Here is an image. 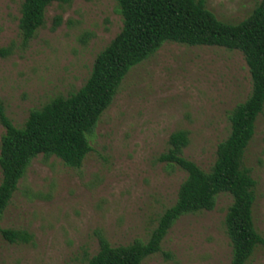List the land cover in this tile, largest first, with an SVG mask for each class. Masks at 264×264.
Listing matches in <instances>:
<instances>
[{
	"label": "rangeland",
	"instance_id": "obj_1",
	"mask_svg": "<svg viewBox=\"0 0 264 264\" xmlns=\"http://www.w3.org/2000/svg\"><path fill=\"white\" fill-rule=\"evenodd\" d=\"M205 1L219 19L239 23L262 0ZM22 3L0 0V50H11L0 53V103L17 127L34 109L79 90L123 27L118 0L54 1L45 25L25 42ZM252 89L240 50L164 43L123 80L90 135L92 151L82 167L57 156L33 160L0 223L31 233L33 241L11 243L0 233V264H87L99 251V233L114 246L147 241L187 176L159 160L171 135L188 130L184 156L209 170L219 143L231 132L230 112ZM5 132L0 120V146ZM244 165L257 180L253 214L264 238V111ZM232 202L230 193H221L213 210L181 217L162 251L143 264H230L225 218ZM248 264H264V244Z\"/></svg>",
	"mask_w": 264,
	"mask_h": 264
},
{
	"label": "trees",
	"instance_id": "obj_2",
	"mask_svg": "<svg viewBox=\"0 0 264 264\" xmlns=\"http://www.w3.org/2000/svg\"><path fill=\"white\" fill-rule=\"evenodd\" d=\"M54 1L70 0H23L19 27L25 42L45 25L47 8ZM118 4L123 16L122 30L99 53L79 90L34 109L22 127L13 124L0 103V120L6 128L0 146V223L36 157L57 156L70 167H82L92 151L90 135L133 67L166 42L218 46L243 52L253 89L230 112L231 132L219 143L214 164L205 170L186 158L184 149L190 143V133L185 129L174 132L168 150L159 160L178 166L187 174L176 203L164 211L147 241L136 239L114 246L99 233V251L87 264H143L146 258L162 251L166 235L181 217L213 210L221 193L233 196L225 218L233 251L230 264H248L257 247L264 244L253 214L257 180L244 165L256 122L264 111V0L239 23L219 19L207 8L205 0H118ZM56 20L58 25L61 18ZM10 52L0 50L3 55ZM0 233L11 243L33 241V235L24 230L0 226Z\"/></svg>",
	"mask_w": 264,
	"mask_h": 264
}]
</instances>
